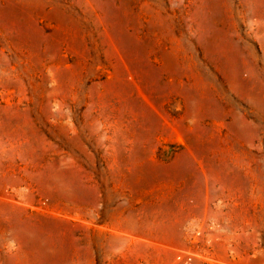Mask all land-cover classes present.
Here are the masks:
<instances>
[{
	"label": "rangeland",
	"instance_id": "374dc122",
	"mask_svg": "<svg viewBox=\"0 0 264 264\" xmlns=\"http://www.w3.org/2000/svg\"><path fill=\"white\" fill-rule=\"evenodd\" d=\"M264 264V0H0V264Z\"/></svg>",
	"mask_w": 264,
	"mask_h": 264
},
{
	"label": "crops",
	"instance_id": "0c3cea01",
	"mask_svg": "<svg viewBox=\"0 0 264 264\" xmlns=\"http://www.w3.org/2000/svg\"><path fill=\"white\" fill-rule=\"evenodd\" d=\"M119 255L117 252L115 254L109 255L107 258L106 256L102 255V264H117L120 259H118ZM132 262H127V264H131Z\"/></svg>",
	"mask_w": 264,
	"mask_h": 264
}]
</instances>
